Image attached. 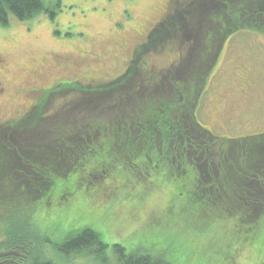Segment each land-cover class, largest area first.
Instances as JSON below:
<instances>
[{
	"label": "rangeland",
	"instance_id": "obj_1",
	"mask_svg": "<svg viewBox=\"0 0 264 264\" xmlns=\"http://www.w3.org/2000/svg\"><path fill=\"white\" fill-rule=\"evenodd\" d=\"M43 2L54 11L53 17L44 11L26 20L11 15L7 26L0 25V58L6 64L0 75L5 89L0 104L3 136L10 121L20 118L19 115L20 123L28 121V113L34 109L31 107L45 97L43 90L60 79L94 81L87 83L91 85L88 87L115 88L109 101L122 97L123 109L119 103L109 117L104 118L113 120V125L119 124L127 111L139 108L136 89L140 86L142 93L148 89L145 83L151 76L173 78L161 82L154 79L159 84L152 88L157 91L153 100L160 102L161 96L180 97L183 102L169 113L170 116L183 112L189 115L197 108V121L219 138L216 144L232 141L252 144L253 141L242 139L264 132V31L244 27L235 33L229 31L225 37L219 32L210 34L207 25L212 22L210 16L216 9L212 6L215 0ZM177 15L182 17L180 23L175 21ZM203 60L205 63L198 67ZM189 65L200 72L198 83H194L197 89L204 87L200 98L197 91L191 90L193 79L186 72ZM107 82L110 83L107 85ZM176 82L183 83L186 95L175 88ZM167 88L174 93L167 94ZM162 92L164 94H159ZM86 100L72 89L51 95L40 107L44 116L45 113L67 115L69 112L70 119H74L72 122L83 125L87 116L98 115L84 112L96 109L80 105ZM75 104L78 107L75 108ZM197 127L187 124L186 129L197 134ZM160 132H157L159 136ZM158 141L159 137L152 142ZM210 150L217 157V147L212 144ZM6 159V154L0 158L2 168L8 172ZM87 159L79 170L58 180L56 192L76 181L79 188L86 187L85 196L78 192L73 197H64L66 206L42 214L45 228L48 226L51 231L48 236L52 243L48 248L56 250L55 245L67 240L69 234L86 227L98 232L108 247L100 255L73 257L57 252L60 256L55 257L54 264H124L116 255L114 244L122 245L126 255L150 254L159 264H222L220 251L229 249L231 243H241V236H235L233 231L222 235L220 229L224 219L233 222L235 218L217 214L202 217L197 203L188 199L185 187L192 182L188 170L191 166L187 165L188 171L172 176L161 166L153 171L157 160L154 158L153 168L144 173L138 166L143 158L137 156L132 171L112 163L114 169L93 180V175L103 171L91 165L102 159L106 166L113 158L99 152L89 164ZM172 163L176 164L171 160ZM8 183L4 185L16 199V189L11 190L14 184ZM5 186L4 192L7 191ZM20 194L18 192L17 199L22 203L25 197ZM253 233H256L255 242L242 239L236 251L229 253L235 264L261 261L257 253L259 248L264 249V219ZM221 243L225 248L220 249ZM217 244L218 251L214 249ZM137 245L140 248H134Z\"/></svg>",
	"mask_w": 264,
	"mask_h": 264
},
{
	"label": "trees",
	"instance_id": "obj_2",
	"mask_svg": "<svg viewBox=\"0 0 264 264\" xmlns=\"http://www.w3.org/2000/svg\"><path fill=\"white\" fill-rule=\"evenodd\" d=\"M215 1L212 6L216 9L210 16L212 25H207L210 34L219 32L225 37L229 31L235 33L244 27L264 31V0ZM43 11L54 16V11L46 7L43 0H0V25L7 26L11 15L26 20L33 19ZM175 21L180 23L182 17L177 15ZM180 29L184 32L182 26ZM170 31L171 28L168 30V37L171 35ZM205 60L208 61L206 58ZM205 60L200 61L198 67H201ZM189 66L191 67L187 68L186 72H189V77L193 79L191 90L197 91V97L200 98L204 87L197 89L194 84L198 83L200 72L196 71L193 65ZM156 78L161 82L169 77L151 76L149 80L147 78L145 84L148 89L143 93L140 91L141 87L137 86L135 98L139 108L127 111L119 124L113 125V120L104 118L109 117L110 111H114L122 101V97L109 101L111 95L116 92L115 88L88 87L91 85L69 79L64 81L65 84H60L64 83L61 81L55 82L52 87L43 90L42 96L45 97H41L37 104L31 107L34 109H30L28 121L20 123L19 115L20 118L17 117L7 125L4 136V131L1 130L0 158L6 154L9 169L5 172L0 160V215H3L0 217V264H54L55 257L60 256L57 252L73 257L100 255L105 252L108 245L102 241L101 235L87 227L69 234L67 240L55 245L56 250H49L48 245L52 242L48 231H51L48 226L45 228L42 218L45 212L66 206L64 197H73L78 192L85 196L86 187L79 188L76 181L56 193L57 182L83 167L84 159L88 158L89 164L90 159L99 152L110 155L113 160L106 166L102 159L96 160L91 166L103 172H99L97 176L93 175V180L114 169L112 163L132 171L137 156L143 158L138 166L144 173L153 168L154 158L157 160L153 171L159 166L172 176L181 171H191V185L184 187L188 190V199H193L200 208L199 215L203 217L205 214H217L235 218L233 222L224 219L220 229L222 235L233 231L235 236H241V243H234L236 246L231 243L229 249L220 251L222 264H235L233 258L230 260L229 253L236 251L235 248L242 244V239H249V243L256 241V233L253 232L258 229L259 221L264 219V132L242 139L253 141L252 144L234 141L216 144L219 138L197 121V108L189 115L183 112L170 116L169 113L183 102L180 97L172 99V96H161L160 102L153 100L157 91L154 92L152 88L154 84H159L155 83ZM169 79L172 81L173 78ZM175 86L186 95L187 90L183 83L176 82ZM72 89H76L88 100L80 105L96 108L84 112L90 114L92 111L97 113V116L100 114V117L87 116L84 123L82 122L83 125H80L72 122L74 119H70L69 112L67 115L64 112L43 115V108L40 106L48 97L53 94L61 95L64 91ZM167 90V94L174 93L171 88ZM121 106L123 109L124 103H121ZM74 107H78V104ZM70 109L71 107L69 111ZM187 124L198 126L195 128L197 134L190 133L186 129ZM158 130H161V137L157 133ZM158 137L159 141L154 143ZM212 144L217 147V157L210 150ZM171 160L175 161L176 169L173 163L170 164ZM187 165L191 166L188 170ZM6 182L12 183V186L14 184L11 190L16 189L17 198L18 192L24 195V202L20 203L15 199L13 192H8ZM4 186L7 188L6 192L2 189ZM64 191L68 192V195ZM219 247L225 248L223 243ZM113 248L124 264H159L150 254L132 252L126 255V249L120 244H114ZM134 248L140 247L137 245ZM217 248L218 244L214 249ZM263 252L264 249L259 248L257 257L261 261L258 264H264Z\"/></svg>",
	"mask_w": 264,
	"mask_h": 264
},
{
	"label": "flooded vegetation",
	"instance_id": "obj_3",
	"mask_svg": "<svg viewBox=\"0 0 264 264\" xmlns=\"http://www.w3.org/2000/svg\"><path fill=\"white\" fill-rule=\"evenodd\" d=\"M3 62H4V60L0 58V75H1L2 71H4V70L6 69V68H5L6 64L3 63ZM130 62H131V60H130ZM130 62H129V63H130ZM4 68H5V69H4ZM0 77L2 78V76H0ZM66 80H69V79H65V80H64V79H60L58 82H60V81H61V82H64V81H66ZM113 81H114V80H113ZM58 82H57V83H58ZM93 82H94V81H89V82H86V84H87V83L91 84V83H93ZM65 83H66V82H64V83H60V84H65ZM109 83H110V82H107L106 84H109ZM89 84H88V85H89ZM106 84H105V85H106ZM4 90H5V89H4L3 83H2V81H1V79H0V104H1V101H2V98H1V97H2V95H3ZM36 91H38V90L36 89ZM95 176H97V175H95ZM95 178H97V177H95ZM144 254H145V253H144Z\"/></svg>",
	"mask_w": 264,
	"mask_h": 264
}]
</instances>
